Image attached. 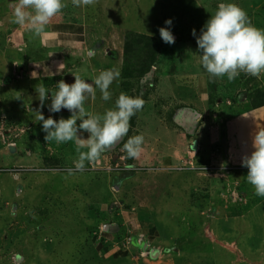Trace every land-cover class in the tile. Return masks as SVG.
<instances>
[{"label":"rangeland","instance_id":"rangeland-1","mask_svg":"<svg viewBox=\"0 0 264 264\" xmlns=\"http://www.w3.org/2000/svg\"><path fill=\"white\" fill-rule=\"evenodd\" d=\"M8 2L0 0V16ZM16 2L18 5L19 0ZM220 3L240 6L253 26L264 29V0H96L94 6L69 3L66 9L81 18L87 31L94 38L100 37L108 51L116 53L122 70L128 74L138 70L143 60L146 43L140 37L157 41L156 59L148 72L123 78L119 93L143 98L148 108L142 110L150 111L164 126L184 130L186 125L189 138H193L190 145H198V167L153 178L139 173L136 184L129 182L125 190L129 195L121 194L128 199L125 208L134 207L141 219L147 218L156 228L160 238L155 242L161 247H155L163 249L156 257L159 264H264V197L254 194L246 178L248 169L242 166L243 158L254 151V135L249 137V132L264 128V109L258 113L259 118L254 113L239 116L249 107L247 93L264 90V77L241 73L229 82L226 76L209 77L203 68L196 38ZM85 12L99 20L96 25L84 16ZM169 19L175 37L172 45L164 43L159 33L161 27H168L165 21ZM5 51L3 58L0 52V76L16 57L15 52ZM17 75H10L11 83L22 79ZM201 75L216 86L209 91L215 98L212 106L195 103ZM174 82L183 86V96L182 91L169 89ZM4 95L0 90V98ZM16 109L18 113L12 112L9 122L3 121L0 111V264H146L148 257L123 263L103 261L94 249L108 215L115 216L112 210L101 212V206L110 208L113 199L122 200L118 193L110 192L109 187L114 190L119 183L109 184L111 171L105 169L107 164H99L96 171L87 170L92 164L86 162V171L72 175L56 171L74 168L72 163L63 164L78 158L72 142H46L42 122L31 119L34 113L20 121L11 120L21 116L23 108ZM237 121L243 132L237 127L229 131ZM202 122L206 134L195 136ZM130 124V130L135 128L133 117ZM131 132L125 136L127 140ZM227 132L235 137L240 132L243 137L237 138L247 145L244 151L227 149ZM124 141L114 152H119ZM131 186L137 191H130ZM137 255L140 257V252Z\"/></svg>","mask_w":264,"mask_h":264},{"label":"crops","instance_id":"crops-1","mask_svg":"<svg viewBox=\"0 0 264 264\" xmlns=\"http://www.w3.org/2000/svg\"><path fill=\"white\" fill-rule=\"evenodd\" d=\"M64 3L68 5L72 3V0H64ZM16 6V0H9L6 5L5 13L0 16V52L2 58L7 54L5 50H8L9 53L15 52L16 55L15 58L10 60V65L4 69L3 74L0 76V87L2 86L0 90L5 92V95L0 98V111L3 121L7 120L9 122V115H12V112L18 113L16 109L17 106L23 108V113L21 112V116L11 118L12 121H20V119L24 118L23 116L31 115L37 109H40V102L35 90V86L39 83H43L50 92H54L57 90V83L60 80H64L66 83L71 84L74 83V76L79 75L85 81L92 83L100 71L109 69H118L121 74L119 80L113 82L109 89L112 92V98L109 101H104L101 98L99 89H96L95 100L89 99L85 107L87 111L94 114H103L106 110L114 108L115 101L120 94V83L123 80L121 60L116 53L114 51H108L109 49L101 44L100 37L96 36L94 38L87 31L85 22L77 15L74 16V14L66 10L68 7H65L61 14L50 20L45 27L44 34L36 36L29 25L26 24L21 26L13 22ZM78 13L79 12L76 14ZM84 16L91 21L92 25H96L99 21L97 18H91L89 12H85ZM13 73H18L22 76V79L11 83L10 75ZM167 82L171 84V80ZM182 87L183 86H181L179 82H174L169 89L172 91V89L175 88L178 91H182L181 94L183 96ZM196 91L195 95L198 100L195 103L200 106L204 103L206 104L209 91L205 76H199L196 83ZM4 97H10L14 101L7 102L3 99ZM50 97L51 93H49V99L45 101L42 114L45 117L52 116V118L59 119L61 117L65 119L69 118L70 113L67 110H61L59 113H50L48 111L51 102ZM4 102H7L6 105ZM143 108L148 107L144 106ZM150 109H152V107H150ZM262 109H264V107L248 111L239 116L242 117L254 113V115H257V118H259L258 113ZM4 110H6L7 113H4ZM199 117H202V115L200 114ZM31 119H35V115ZM135 120V128L129 130L130 132L132 131L130 137L136 135H143L144 137V151L138 159L127 158V153L123 151V145L118 149V153L114 152L116 147L124 140V143L127 142V136L112 149L106 151L105 155L101 156L99 160L91 163L92 166L95 165L94 163H99L100 165L107 164L105 166L119 165L123 168H129V166H131L130 170L111 172V174L108 175L110 177H108L110 179V181H108L109 184L111 181H118L117 183H119V187L116 186L114 190L113 186H110V192L113 194L118 193L119 198L122 200L120 202L119 199H113L110 208L106 204L101 206V212L107 213L109 210H112L115 216H113V213L108 215L109 217L106 219L108 223L104 224L105 227H103L101 236H98L97 241H95L100 242L99 240H104L101 250H98L99 243H97L94 248L97 246L96 252L103 261L109 260L114 263H123L129 260L137 261L138 258H141L138 257L137 253L144 251L146 249V243H149L152 245L155 252H152L148 258L146 257L149 261H144L147 262L146 264H159L156 257L162 254L163 249L160 250V248L155 247L157 244L159 245V243L155 241L160 238L156 232V228L149 223L147 218L141 219L134 207L130 209L125 208L128 199L121 197V194L127 192L125 190L129 186V182H131V184H136L135 181L139 178V173H143L138 170H133L134 168L150 167L159 169L161 167H177L184 163L198 167L197 165L200 163L201 157L198 153V145L197 151L191 150L190 148V143L193 138L188 137L186 125H184V130L178 129L175 126H164V123L157 120L154 114L144 110L136 113ZM235 123H237L236 126L229 124V131L230 129L234 130V127L239 128L240 123L238 121ZM204 124L205 122L200 123L197 130L194 132L195 136H197L198 133L206 134L203 129ZM256 126L257 124H253V127ZM240 132L243 131L240 130ZM239 133L237 137L242 138L243 136H240ZM255 133L256 129L252 128L249 132V137L255 135ZM230 134L232 133L227 132V143L229 144L227 145V149H229V151L236 150L239 151V153H241V150L244 151L247 145H243L241 139H238L235 135L231 136ZM127 135H129V133ZM215 135L216 133L213 132V137ZM84 136L87 138V133H84ZM72 144L76 149L75 143L72 142ZM81 151H87V149H81ZM76 159L77 158L71 161L67 160L68 163L63 164H74ZM102 159H105V161ZM58 163L62 165L60 161ZM87 165L90 164L87 162ZM65 168H68V166ZM60 169L62 168H56L55 170L60 171ZM144 173L149 174L153 178L162 176V174L168 172L156 170ZM175 184L178 186V182ZM175 189L176 188H172V190ZM131 190L137 191L136 187L133 186H131L130 191ZM125 195H129V192ZM139 234L145 237L140 243L137 241V236ZM168 242L173 244L172 240ZM116 243L119 244L116 245ZM106 246H109V248L106 253H104L102 249ZM159 247L161 246L159 245ZM156 251H158V254H156ZM136 264L138 263L136 262ZM165 264H174V262H166Z\"/></svg>","mask_w":264,"mask_h":264},{"label":"clouds","instance_id":"clouds-1","mask_svg":"<svg viewBox=\"0 0 264 264\" xmlns=\"http://www.w3.org/2000/svg\"><path fill=\"white\" fill-rule=\"evenodd\" d=\"M95 3L96 0H72V4L77 7L94 6ZM65 7L67 5L64 0H19L13 22L21 26L27 24L36 36H41L50 20L61 14ZM165 24L168 27L159 29L160 37L164 43L172 45L175 43L170 30L172 21L166 20ZM192 34L196 36L195 29ZM196 43L201 53L200 62L209 77L226 76L229 82L237 79L241 73L257 79L264 77V29L253 26L247 12L240 6L220 3L215 14L210 16L201 29ZM120 75L118 69L102 70L92 83L76 75L71 84L60 80L54 92H50L43 83L35 86L40 102V109L34 112L35 119L42 122V130L46 133L45 141H55L57 144L74 142L76 145L78 158L74 161V168L67 169L69 175L75 171H84L86 162L91 164L99 160L103 153L122 141L130 130L131 118L143 109V98L121 92L114 108L103 114L86 110V102L96 98V89H99L104 101L112 98L109 89L113 82L119 80ZM49 93L51 102L48 111L59 113L67 110L69 118H45L42 108L49 99ZM84 133H87V138ZM143 144V135L130 137L123 145L127 158L138 159L144 151ZM85 148L87 151H81ZM253 148L251 155L243 158L242 166L248 169L246 178L253 186L254 194L264 197V128L255 133Z\"/></svg>","mask_w":264,"mask_h":264},{"label":"trees","instance_id":"trees-1","mask_svg":"<svg viewBox=\"0 0 264 264\" xmlns=\"http://www.w3.org/2000/svg\"><path fill=\"white\" fill-rule=\"evenodd\" d=\"M140 38H142L144 40V42L146 43L145 44L146 49H144L143 60L141 59L140 68L138 70H135V71L131 70L130 74H128L127 71H125V70L122 71L123 78H125V79L134 77L135 73H138V76L146 74L148 72V69L153 65V63L156 59V55L158 52L157 41L155 39H151L150 37H146V36H141ZM206 83H207L208 91H212V89L214 87H216L214 83L212 84V82L209 78H206ZM246 98H247V101L249 104V107L246 109V112L264 107V90H261V89L250 90L247 93ZM214 101H215L214 95L211 92H208L207 104L212 106L215 104ZM133 118L135 119V116H133ZM187 135H188V137H190L189 134H187ZM127 173H129V172H127ZM99 241L100 242H98L99 243V245H98L99 249L98 250H101V247L103 245L104 240L102 239ZM108 248H109V246L104 247L102 249L103 252L106 253ZM94 249L96 251L97 246Z\"/></svg>","mask_w":264,"mask_h":264},{"label":"built area","instance_id":"built-area-1","mask_svg":"<svg viewBox=\"0 0 264 264\" xmlns=\"http://www.w3.org/2000/svg\"><path fill=\"white\" fill-rule=\"evenodd\" d=\"M17 76H20L19 74ZM16 76V77H17ZM19 78V77H17ZM91 165V164H90ZM97 166H100L99 163H96V165L92 166L90 168H88L87 170H94L96 168V171L99 169ZM193 165L191 164H187V163H184L183 165L181 166H177V167H161L159 169H156V168H150V167H141V168H134L133 170H138V171H141V172H148V171H156V170H160V171H164V172H176V171H179V172H183V171H186L188 169H193L192 168ZM93 167V168H92ZM105 169L107 171H111V172H118V171H122V170H130V168H123L119 165H115V166H105ZM67 171V169H60V171ZM86 171V170H84ZM144 240V236L143 235H138L137 237V241L140 243ZM154 251V248L149 244V243H146V251L144 252H141L140 253V256L141 257H146L148 256V254L150 252H153Z\"/></svg>","mask_w":264,"mask_h":264},{"label":"water","instance_id":"water-1","mask_svg":"<svg viewBox=\"0 0 264 264\" xmlns=\"http://www.w3.org/2000/svg\"><path fill=\"white\" fill-rule=\"evenodd\" d=\"M190 148H191V150H196L197 149V144L196 143H193L191 146H190ZM9 150L11 151V152H13L14 151V148L12 147V146H10L9 147Z\"/></svg>","mask_w":264,"mask_h":264}]
</instances>
